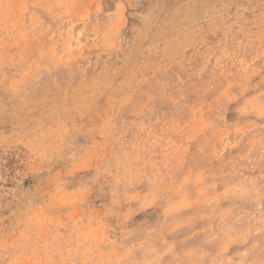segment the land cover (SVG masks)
I'll return each mask as SVG.
<instances>
[{
	"label": "rangeland",
	"instance_id": "rangeland-1",
	"mask_svg": "<svg viewBox=\"0 0 264 264\" xmlns=\"http://www.w3.org/2000/svg\"><path fill=\"white\" fill-rule=\"evenodd\" d=\"M0 264H264V0H0Z\"/></svg>",
	"mask_w": 264,
	"mask_h": 264
}]
</instances>
